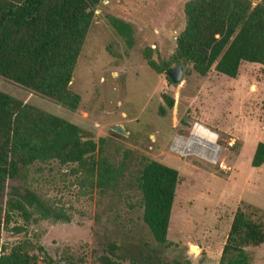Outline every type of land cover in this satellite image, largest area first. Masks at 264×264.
I'll list each match as a JSON object with an SVG mask.
<instances>
[{
	"label": "rangeland",
	"instance_id": "obj_1",
	"mask_svg": "<svg viewBox=\"0 0 264 264\" xmlns=\"http://www.w3.org/2000/svg\"><path fill=\"white\" fill-rule=\"evenodd\" d=\"M186 1L101 0L73 72L70 88L81 96L75 110L0 76V91L78 125L96 142V156L116 165L127 160L119 188L104 195L83 170L57 161L34 163L0 183V206L8 203L12 216L0 237L7 249L23 246L41 264H98L108 248L125 264H219L236 208L264 210V164L251 165L264 142V66L243 61L231 78L215 70L200 76L176 61ZM108 16L131 25L132 46ZM144 53L161 68L183 65L181 82L152 70ZM163 93L174 99L173 108ZM196 123L216 138V160L175 149L176 137H192ZM151 159L179 172L168 245L155 242L143 221L139 177ZM32 196L42 209L27 202ZM245 250L247 264H264V242Z\"/></svg>",
	"mask_w": 264,
	"mask_h": 264
},
{
	"label": "trees",
	"instance_id": "obj_2",
	"mask_svg": "<svg viewBox=\"0 0 264 264\" xmlns=\"http://www.w3.org/2000/svg\"><path fill=\"white\" fill-rule=\"evenodd\" d=\"M100 2L0 0V76L40 97L77 109L81 96L70 85ZM184 14L186 24L176 37V61L190 63L200 76L215 70L231 78L237 76L243 61L264 66V0L255 6L250 0H187ZM108 20L132 46L131 25L114 16H108ZM144 58L157 73L170 68H161L150 53H144ZM162 98L168 109L173 108L171 96L163 93ZM160 113H165L164 107ZM83 133L78 125L0 91V183L21 177L34 163L57 161L83 170L92 188L102 195L117 191L127 160L116 165L96 156V142ZM263 164L264 142L260 141L251 165ZM178 182V170L155 159L146 162L140 172L143 221L159 244L168 245ZM27 202L43 208L34 196ZM12 205L27 212L19 201ZM9 208L8 203L0 206V237L12 217ZM44 211L59 218L51 209ZM263 242L264 210L241 203L232 215L219 264H247L245 249ZM97 260L98 264H125L112 248ZM0 264L41 263L23 246L7 249L0 243Z\"/></svg>",
	"mask_w": 264,
	"mask_h": 264
},
{
	"label": "bare ground",
	"instance_id": "obj_3",
	"mask_svg": "<svg viewBox=\"0 0 264 264\" xmlns=\"http://www.w3.org/2000/svg\"><path fill=\"white\" fill-rule=\"evenodd\" d=\"M200 123H196L192 137L185 139L176 137L174 147L177 151L186 153L197 151L198 154L209 156L212 155V160L217 159L218 147L216 145V138L208 133H205L199 127ZM213 132V131H212Z\"/></svg>",
	"mask_w": 264,
	"mask_h": 264
},
{
	"label": "water",
	"instance_id": "obj_4",
	"mask_svg": "<svg viewBox=\"0 0 264 264\" xmlns=\"http://www.w3.org/2000/svg\"><path fill=\"white\" fill-rule=\"evenodd\" d=\"M183 71H184L183 65L177 64V65L171 66L167 70L166 75L170 78L172 84L177 85L182 80ZM61 264H65V262Z\"/></svg>",
	"mask_w": 264,
	"mask_h": 264
}]
</instances>
